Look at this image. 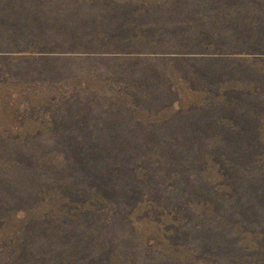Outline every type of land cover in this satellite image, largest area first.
<instances>
[{
  "label": "rangeland",
  "instance_id": "obj_1",
  "mask_svg": "<svg viewBox=\"0 0 264 264\" xmlns=\"http://www.w3.org/2000/svg\"><path fill=\"white\" fill-rule=\"evenodd\" d=\"M0 264H264V0H0Z\"/></svg>",
  "mask_w": 264,
  "mask_h": 264
}]
</instances>
